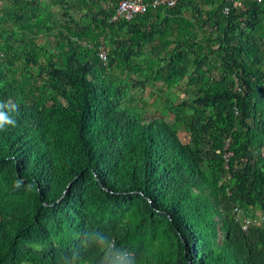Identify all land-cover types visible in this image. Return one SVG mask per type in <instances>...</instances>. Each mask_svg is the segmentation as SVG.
Masks as SVG:
<instances>
[{
	"label": "trees",
	"instance_id": "obj_1",
	"mask_svg": "<svg viewBox=\"0 0 264 264\" xmlns=\"http://www.w3.org/2000/svg\"><path fill=\"white\" fill-rule=\"evenodd\" d=\"M260 2L0 0V264H264Z\"/></svg>",
	"mask_w": 264,
	"mask_h": 264
},
{
	"label": "rangeland",
	"instance_id": "obj_2",
	"mask_svg": "<svg viewBox=\"0 0 264 264\" xmlns=\"http://www.w3.org/2000/svg\"><path fill=\"white\" fill-rule=\"evenodd\" d=\"M54 12H57L58 9L57 8H53ZM6 30L7 33L9 35L12 34V32H16L17 30H12V28L9 25H6ZM171 40V39H170ZM38 41V40H36ZM43 42H50V41H46V40H39L38 43H43ZM109 40L108 37H99L98 38V43H99V50L98 53L103 49L104 55H105V59H106V47L108 44ZM11 44H15V41H10ZM186 81H182L181 83L178 84V88H174L171 91H167L166 89H164L162 86H160L159 84H153L152 85H147L146 89L144 91V96L142 97L145 102L147 104H149V108L147 110V113H151L153 114L155 117H161L165 120H170L171 119V115L167 112V104H168V95L172 92L173 94V98L176 100L175 103H179L180 100L184 99L185 97H187L186 95V90L187 87L185 86ZM187 114L190 113V111H186ZM178 136L180 137V140L183 143H187L189 141V135L186 134L184 131H180L178 133Z\"/></svg>",
	"mask_w": 264,
	"mask_h": 264
},
{
	"label": "built area",
	"instance_id": "obj_3",
	"mask_svg": "<svg viewBox=\"0 0 264 264\" xmlns=\"http://www.w3.org/2000/svg\"><path fill=\"white\" fill-rule=\"evenodd\" d=\"M147 4H143V0H129V1H123L116 4L117 6V15L124 16L126 20H130L135 14H143L146 10V8L150 7V9H155L159 7L163 8H170L173 7L177 0H146ZM227 3H232L234 0H224ZM260 1V0H258ZM223 12L227 14L228 8L225 7L223 9ZM104 50L102 49L98 56L101 60H105Z\"/></svg>",
	"mask_w": 264,
	"mask_h": 264
},
{
	"label": "clouds",
	"instance_id": "obj_4",
	"mask_svg": "<svg viewBox=\"0 0 264 264\" xmlns=\"http://www.w3.org/2000/svg\"><path fill=\"white\" fill-rule=\"evenodd\" d=\"M251 1H255L256 3H261L258 0H251ZM230 4V3H229ZM116 3H115V12L117 14V9H116ZM163 7H159V8H155V9H160ZM228 8V12L229 13V7ZM242 8V7H241ZM155 9H151V10H155ZM224 9V8H223ZM223 12V15H227ZM117 16V17H116ZM115 17H113L111 19V21H115L118 19V15H116ZM129 21V20H127ZM18 112V106L17 105H13L10 102L9 103H0V131L5 130L6 127L11 126V127H15L17 121L15 120V118L13 117V113H17ZM22 181L17 180L15 183V187L19 188L21 185ZM112 247L111 245L106 246L107 249V255L111 258L112 260V264H128V260H127V256L126 255H121L119 253H114L112 251Z\"/></svg>",
	"mask_w": 264,
	"mask_h": 264
},
{
	"label": "bare ground",
	"instance_id": "obj_5",
	"mask_svg": "<svg viewBox=\"0 0 264 264\" xmlns=\"http://www.w3.org/2000/svg\"><path fill=\"white\" fill-rule=\"evenodd\" d=\"M114 1L116 4H118L119 2H123V1H129V0H112ZM143 4L146 5L147 4V1L146 0H143ZM176 5V4H175ZM174 5V6H175ZM146 11V10H145ZM145 13V12H144Z\"/></svg>",
	"mask_w": 264,
	"mask_h": 264
}]
</instances>
